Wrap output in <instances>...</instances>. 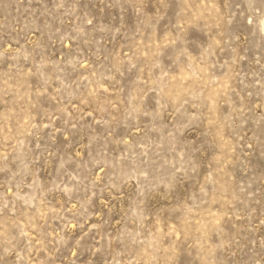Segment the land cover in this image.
Here are the masks:
<instances>
[{"label": "rangeland", "instance_id": "rangeland-1", "mask_svg": "<svg viewBox=\"0 0 264 264\" xmlns=\"http://www.w3.org/2000/svg\"><path fill=\"white\" fill-rule=\"evenodd\" d=\"M0 264H264V0H0Z\"/></svg>", "mask_w": 264, "mask_h": 264}]
</instances>
